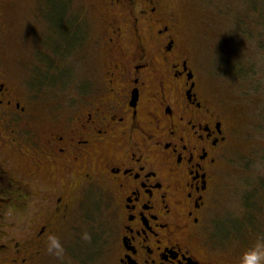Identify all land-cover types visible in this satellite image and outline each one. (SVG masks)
<instances>
[{
    "label": "flooded vegetation",
    "instance_id": "flooded-vegetation-1",
    "mask_svg": "<svg viewBox=\"0 0 264 264\" xmlns=\"http://www.w3.org/2000/svg\"><path fill=\"white\" fill-rule=\"evenodd\" d=\"M104 1L80 100L41 110L0 67V264H33L70 216V233L87 223L89 197L112 216L118 264H241L208 214L230 133L176 17L160 0Z\"/></svg>",
    "mask_w": 264,
    "mask_h": 264
},
{
    "label": "rangeland",
    "instance_id": "rangeland-1",
    "mask_svg": "<svg viewBox=\"0 0 264 264\" xmlns=\"http://www.w3.org/2000/svg\"><path fill=\"white\" fill-rule=\"evenodd\" d=\"M160 1L176 17L202 89L230 133L208 214L217 241L242 255L264 239V0ZM107 6L104 0H0V67L29 102L38 98L43 110L80 100L79 85L95 77ZM85 202L87 223L70 233L80 223L70 216L57 230L64 258L48 255L45 246L33 264H118L111 214L90 197Z\"/></svg>",
    "mask_w": 264,
    "mask_h": 264
},
{
    "label": "clouds",
    "instance_id": "clouds-1",
    "mask_svg": "<svg viewBox=\"0 0 264 264\" xmlns=\"http://www.w3.org/2000/svg\"><path fill=\"white\" fill-rule=\"evenodd\" d=\"M82 239L86 241L90 239L87 232L83 234ZM45 245V251L48 255L60 260L64 258L66 249L58 235L49 234ZM241 264H264V239L257 240L256 244L243 254Z\"/></svg>",
    "mask_w": 264,
    "mask_h": 264
}]
</instances>
